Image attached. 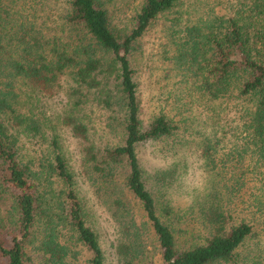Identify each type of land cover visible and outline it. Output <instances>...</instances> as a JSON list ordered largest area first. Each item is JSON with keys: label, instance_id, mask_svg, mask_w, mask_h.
Instances as JSON below:
<instances>
[{"label": "trees", "instance_id": "obj_1", "mask_svg": "<svg viewBox=\"0 0 264 264\" xmlns=\"http://www.w3.org/2000/svg\"><path fill=\"white\" fill-rule=\"evenodd\" d=\"M113 1L0 0V264H108L100 214L114 264H264V0H138L123 25ZM155 25L144 117L134 62Z\"/></svg>", "mask_w": 264, "mask_h": 264}, {"label": "rangeland", "instance_id": "obj_2", "mask_svg": "<svg viewBox=\"0 0 264 264\" xmlns=\"http://www.w3.org/2000/svg\"><path fill=\"white\" fill-rule=\"evenodd\" d=\"M203 2H216L214 0H201ZM225 1V0H224ZM138 0H115L109 2L106 6L112 18V22L116 24H125L134 14L135 9L138 7ZM161 32L160 25H155L147 34L143 37L141 41V48L138 51L139 55L136 56L137 69L139 71V81H140V98L143 104L144 117H147L148 107L151 101V97L154 96L157 89V81L162 77L163 71L165 70V63L162 60V49H161ZM164 80V79H163ZM46 110L50 112L56 111L60 106L64 104V97L62 94L56 95L51 98H47ZM88 118L91 120V132L96 135H101V127L104 123L101 120L104 118L103 110L92 106L87 107ZM95 132L97 134L95 135ZM96 138H98L96 136ZM67 141L69 145L70 138L67 136ZM73 144L70 148H73ZM159 145L148 144L140 149V158L147 169H152L154 167H160L163 165L162 158L158 154ZM75 157V156H74ZM197 163H189L188 174L183 182V192L185 195L187 192L202 183V173L197 167ZM187 197L178 198L179 203H184ZM99 213V212H98ZM97 213V214H98ZM99 218V229L101 233V239L104 242L106 248L107 263L114 264L115 258L112 253V249L109 244L111 241V224L110 220L105 214H100ZM104 238V239H103ZM106 240V241H104ZM152 245H156V241L152 239ZM150 248V246H149Z\"/></svg>", "mask_w": 264, "mask_h": 264}]
</instances>
